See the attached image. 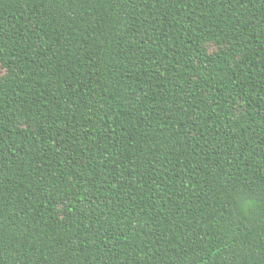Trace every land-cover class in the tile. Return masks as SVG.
<instances>
[{
    "label": "trees",
    "instance_id": "obj_1",
    "mask_svg": "<svg viewBox=\"0 0 264 264\" xmlns=\"http://www.w3.org/2000/svg\"><path fill=\"white\" fill-rule=\"evenodd\" d=\"M0 264H264V0H0Z\"/></svg>",
    "mask_w": 264,
    "mask_h": 264
},
{
    "label": "rangeland",
    "instance_id": "obj_2",
    "mask_svg": "<svg viewBox=\"0 0 264 264\" xmlns=\"http://www.w3.org/2000/svg\"><path fill=\"white\" fill-rule=\"evenodd\" d=\"M1 72H2V71H1V69H0V74H1Z\"/></svg>",
    "mask_w": 264,
    "mask_h": 264
}]
</instances>
